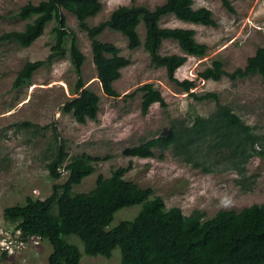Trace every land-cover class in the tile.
Instances as JSON below:
<instances>
[{
	"label": "trees",
	"instance_id": "trees-1",
	"mask_svg": "<svg viewBox=\"0 0 264 264\" xmlns=\"http://www.w3.org/2000/svg\"><path fill=\"white\" fill-rule=\"evenodd\" d=\"M221 1L227 10L235 12L229 0ZM60 9L73 14L79 28L90 40L92 62L107 96H118L113 83L120 77L121 68L130 61L120 55L115 44L98 39V35L105 28L120 32L126 37L128 48L135 49L141 45L137 27L143 23L145 35L142 46L150 62L155 67H163L167 78L194 99L213 98L215 101V108L208 115L195 113L188 119H172L166 133L125 147L124 155L151 158L158 150L163 158L164 152L170 149L181 161L194 167L202 166L204 172H211L212 166L222 164L223 170H233L242 177L246 174L250 158L264 156L258 148L264 143V135L256 132L255 125L248 124L229 105L221 103L216 92L194 93L190 91L195 87L194 79L175 76L188 55L202 57L208 46L195 40L194 29L163 27L159 24L161 18L174 15L184 22L216 25L212 11L206 7L193 8V0H164L153 9L144 4L119 5L105 20L95 25H89L86 20L99 12L100 0L27 2L14 14V17L27 21L24 28L2 32L0 42L28 47L43 34L46 24L55 20L51 30L54 43L45 59L27 60L22 65L13 81L15 88L29 83L41 66L50 65L68 53L77 80L71 88L74 96L64 102L61 110L71 113L79 123L96 119L100 97L84 87L80 75L85 56ZM166 39L175 41L185 54L161 53L162 42ZM253 74L260 75L264 83V46L258 47L246 59L244 67L227 72L223 61L216 58L198 76L218 81L223 75L234 80ZM138 90L143 93L142 113H146L154 103L166 106L162 93L152 83H145ZM19 124L40 133L37 124L29 121ZM53 139L56 144L46 168L54 180L64 172V181L54 183L51 193L43 199L27 196L23 203L6 206L2 210L4 220L13 224L11 239L39 237L40 240H48L52 251L45 264L80 263L78 246L66 239L71 235L81 241L88 256L110 258L113 250L119 248L120 264H264V202L238 211L220 209L209 218H205L199 209L185 215L179 207H166L163 198L154 194L153 188H142L126 180L124 174L130 165L116 167L108 177L99 175L93 188L87 192H74L73 187L94 172L99 158L86 153L69 157L56 132ZM136 204H140V209L133 218L109 227L116 211Z\"/></svg>",
	"mask_w": 264,
	"mask_h": 264
},
{
	"label": "rangeland",
	"instance_id": "rangeland-1",
	"mask_svg": "<svg viewBox=\"0 0 264 264\" xmlns=\"http://www.w3.org/2000/svg\"><path fill=\"white\" fill-rule=\"evenodd\" d=\"M41 0H0V34L11 29L22 30L26 20L14 17L20 6ZM101 9L87 18L89 25L105 20L119 5L144 4L153 9L164 0H100ZM235 12H230L221 0H193V8L206 7L212 11L215 26L194 24L177 19L174 15L161 18L163 27L192 28L197 42L208 46L204 56L188 55L186 63L178 68V79L192 78L195 87L190 91L201 94L216 92L223 104L229 105L245 122L257 127L256 132L264 135V83L260 75L253 74L242 79H230L223 75L220 80H205L198 73L219 58L227 72L244 67L246 59L264 46V0H229ZM66 24L74 31L78 46L85 59L80 78L84 87L100 97L96 119L85 123L75 121L71 113L61 110L62 105L74 94L72 86L77 75L68 53L55 59L50 65L38 68L29 83L18 88L13 86L17 71L27 61L45 59L54 43L51 20L43 34L30 46L22 47L14 42H0V232L10 236L13 224L4 220L2 210L6 206L23 203L27 196L45 198L52 185L64 181L66 174L54 180L49 176L46 163L55 147L53 134L65 146L68 156L82 153L98 157L93 173L85 177L74 192H87L95 185L99 175L110 176L118 166L130 168L124 178L142 188L151 187L160 195L166 207H179L185 215L199 209L205 218L220 209L240 210L245 206L264 202V156H253L246 165L245 176L233 170H223V165L212 166L204 172L202 166L194 167L174 156L170 149L155 150L154 157L140 158L123 154L125 147L137 145L152 136L168 131L170 120L190 118L195 113L208 115L215 108L213 98L196 100L171 82L163 67H155L142 43L145 30L143 23L137 27L141 45L129 49L127 39L120 32L105 28L98 39L115 44L120 55L129 59L121 68L120 77L113 86L118 96H107L98 81L92 62L90 40L81 30L72 13L60 9ZM161 53L184 55L177 43L166 39ZM152 83L166 103L162 107L154 103L146 113L141 111L142 92L138 88ZM29 121L39 126L40 133L32 127L19 123ZM47 126L46 129L41 127ZM264 142V141H263ZM264 152V143L258 146ZM208 165H211L209 163ZM227 199L229 203L223 202ZM140 204L124 207L115 212L109 227L119 221L133 218ZM68 242L76 244L81 253L79 264H120V250L115 248L110 258L88 256L76 236H66ZM5 250L0 240V264H45L52 247L48 240L25 245L23 248Z\"/></svg>",
	"mask_w": 264,
	"mask_h": 264
},
{
	"label": "built area",
	"instance_id": "built-area-1",
	"mask_svg": "<svg viewBox=\"0 0 264 264\" xmlns=\"http://www.w3.org/2000/svg\"><path fill=\"white\" fill-rule=\"evenodd\" d=\"M18 233V232H17ZM0 240L3 243V247H4V251L9 249H13L11 246L13 245V247L15 248H23L25 245L27 244H31V243H36L38 242V240H40L39 237H35V238H26V239H18L17 240H13L8 236H4V231H2V233L0 232Z\"/></svg>",
	"mask_w": 264,
	"mask_h": 264
},
{
	"label": "clouds",
	"instance_id": "clouds-1",
	"mask_svg": "<svg viewBox=\"0 0 264 264\" xmlns=\"http://www.w3.org/2000/svg\"><path fill=\"white\" fill-rule=\"evenodd\" d=\"M225 205H227L229 203V201H227V199L223 202ZM15 240V239H13Z\"/></svg>",
	"mask_w": 264,
	"mask_h": 264
}]
</instances>
